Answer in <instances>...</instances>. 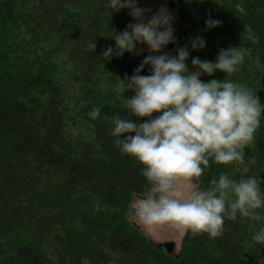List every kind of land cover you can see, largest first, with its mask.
Wrapping results in <instances>:
<instances>
[{
	"label": "trees",
	"instance_id": "16d2710c",
	"mask_svg": "<svg viewBox=\"0 0 264 264\" xmlns=\"http://www.w3.org/2000/svg\"><path fill=\"white\" fill-rule=\"evenodd\" d=\"M177 2L176 44L165 51L197 35L206 45L189 62L241 48L238 70L214 77L246 85L264 103V0ZM110 12L105 0H0V264H264V245L251 239L264 210L255 220H225L217 238L187 231L178 257L129 222L132 198L148 186L109 132L124 95H133L122 94L119 78L146 54L106 60L111 29L132 22L128 9ZM209 18L220 23L205 30ZM244 153L246 175L264 177V116ZM243 167L210 161L199 183L221 172L239 178Z\"/></svg>",
	"mask_w": 264,
	"mask_h": 264
},
{
	"label": "clouds",
	"instance_id": "9594fccd",
	"mask_svg": "<svg viewBox=\"0 0 264 264\" xmlns=\"http://www.w3.org/2000/svg\"><path fill=\"white\" fill-rule=\"evenodd\" d=\"M105 6L110 17L128 9L132 18L123 30L111 29L114 46L102 51L106 60L148 52L131 76L118 77L122 94L133 95H124V112L112 116L109 132L119 151L138 162L148 186L130 205L134 221L147 230L167 227L217 238L225 220L258 219L264 210V177L246 175L244 149L260 127L264 103L246 85L214 77L216 72L235 73L244 51L229 46L220 48L213 60L192 56L189 62L191 51L203 49L206 42L197 35L176 47L175 54L163 51L176 44L166 4L151 15L138 0H105ZM219 23L206 19L205 30ZM145 66L148 74H141ZM100 114L99 106L89 112L92 119ZM210 161H235L244 165V174L235 178L221 172L207 187L201 186L199 178ZM251 239L264 245V227Z\"/></svg>",
	"mask_w": 264,
	"mask_h": 264
},
{
	"label": "rangeland",
	"instance_id": "374dc122",
	"mask_svg": "<svg viewBox=\"0 0 264 264\" xmlns=\"http://www.w3.org/2000/svg\"><path fill=\"white\" fill-rule=\"evenodd\" d=\"M162 4H166L168 10L172 13L173 15L172 23L175 30V27L178 22V10H179V5L177 0H138V6L143 7L145 9H151V12H149L148 15L154 13ZM143 47L145 46L138 45V48H143ZM165 50L166 48L163 51ZM140 54L148 55V52L145 49V51ZM135 198L136 196L132 198L127 209V218L129 222L135 228H137L150 243L161 247L166 252L167 255L171 257H178L181 249L182 239L187 232H180L179 230H173L167 227H162L154 230H147L142 225L137 224L132 218L131 208H130V205Z\"/></svg>",
	"mask_w": 264,
	"mask_h": 264
}]
</instances>
